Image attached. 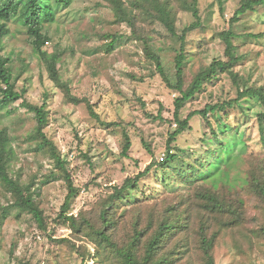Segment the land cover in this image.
Instances as JSON below:
<instances>
[{
    "label": "rangeland",
    "instance_id": "obj_1",
    "mask_svg": "<svg viewBox=\"0 0 264 264\" xmlns=\"http://www.w3.org/2000/svg\"><path fill=\"white\" fill-rule=\"evenodd\" d=\"M40 3L52 10V19L42 23L47 37L42 50L59 56L60 83L81 102H71L49 78L27 29L18 16L11 19L0 55L8 60L13 89L23 99L0 108V140L7 149V175L32 197L42 225L17 206L0 179V264H114L112 252L90 234L91 228H104L103 210L110 214L109 234L119 247L140 234L146 242L161 225H174L170 232L175 234L163 239L156 256L167 264H204L202 237L213 242L215 264H264L259 193L264 188V5L231 22L241 0L197 1L199 26L186 36L183 90L213 61L227 62L222 33L234 35L238 59L203 84L179 119L208 106L233 104L193 116L190 128L171 145L173 161L165 163L167 141L178 127L174 100L180 94L166 87L151 54L175 85L178 37L196 21L192 0ZM159 7L169 11L177 36L160 23ZM247 90L263 98H238ZM23 102L44 106L42 132L63 169L37 138L34 115ZM125 137L131 143L127 156L122 154ZM224 150V162L218 161ZM147 169L135 188L110 206L115 189ZM66 177L75 194L63 212Z\"/></svg>",
    "mask_w": 264,
    "mask_h": 264
},
{
    "label": "trees",
    "instance_id": "obj_2",
    "mask_svg": "<svg viewBox=\"0 0 264 264\" xmlns=\"http://www.w3.org/2000/svg\"><path fill=\"white\" fill-rule=\"evenodd\" d=\"M43 1V0H41ZM71 0H55V3L58 5L67 6ZM198 0H192L194 13L193 16L195 18V22L182 30L181 34L179 35L178 39L180 41V48L179 52L175 57V85H171L166 73L162 67L160 59L154 53L151 54V59L156 66L157 72L159 73L160 77L162 78L163 82L165 83L166 87L170 90H176L180 96L174 100V120L177 124V129L170 135L167 141V156L165 159V163H169L173 161L174 156L170 154L171 152V145L175 142L176 138L183 134L187 129H189V121L193 116L201 115L206 116L208 112H214L216 110L224 111L226 107H230L233 104V101H229L223 104H216L213 106L206 107L203 111H195L190 113L186 119L180 120L179 113L184 108L185 104L195 95L197 94L203 87V84L212 78L215 73L220 71L229 70V68L237 61V57H235V47L232 44V38L234 35L230 32L222 33L221 40L225 44V54L228 57L227 62L223 61H213L209 68L205 71H201L197 73L187 90H183V64L185 60L184 56V46L186 41V36L189 32L197 28L199 25V17L198 12L196 9ZM221 1V0H219ZM264 5V0H241L239 8L234 12V15L231 19V22H236L240 16L245 15L247 12L253 11L255 6ZM120 12V10H119ZM158 19L160 23L164 26L166 31L172 36H177L175 27L173 22L170 18V13L166 10L165 7H159L157 9ZM18 16L19 21L21 24L27 29V33L31 39V45L33 46L34 50L39 54L40 59L44 62L47 72L49 74V78L65 92V95L69 98L71 102L77 104L81 102L80 100L70 97L69 95V88L65 84H61L56 64L59 60V56L56 54H48L42 50V47L47 40V37L42 34V23L44 21H48L52 19V10L49 7H43L40 0H0V51L2 49V40L3 38L8 35L9 30L7 27V23L10 22L11 19ZM8 60L3 58L0 55V84L2 88H0V108L6 106L12 102H17L22 100V94L14 91L13 85L11 83V75L6 67ZM255 95L260 99L263 98V95L256 90H247L242 93H238V98H245L248 95ZM86 102V101H84ZM89 112L93 114L91 105L86 102ZM22 106L30 113L34 115L36 121V136L40 139V141L48 147L51 152L54 160L57 162L60 168H64L62 161L59 155L55 152V148L52 146L50 141L45 137L44 133L42 132L45 125H46V111L44 110V106H34L29 103L23 102ZM264 119V114L262 115ZM131 148V143L128 137H125V145L123 148V156H127L129 149ZM227 156V152L224 150L222 151V157L218 159V161H223L224 158ZM7 149L3 141L0 140V179L4 185L9 189L10 192L16 197L17 206L24 211L28 212L32 218L38 223L39 226L42 225V214L40 210L35 205L31 196H24L22 189L12 180L9 178L6 172L7 166ZM224 162V161H223ZM214 165H211V168H214ZM148 169L145 170L143 173H140L134 181H130L129 179L125 181L124 185L119 188L115 189L112 197L110 206L113 205V202H117L122 199L124 193L128 189L135 188L136 182L146 174H148ZM67 179V187H68V194L65 198V202L62 206L63 212L66 211L67 207L69 206V202L71 198L75 194L74 187L69 177ZM259 193L264 198V188L259 189ZM208 202L212 201V197L208 198ZM109 213L107 210H103L100 214V218L102 219L103 224L105 225L103 229L99 228H91L90 234L94 239V242H97L101 249H109L113 254V263L114 264H167L164 258L158 260L156 256L158 255L159 250L161 249V243L163 239H166L168 235L173 232L170 230H175L174 225H166L163 224L160 227L159 233L155 234L146 242L142 241L143 234L136 236L130 243L127 245L119 247L112 238V234H109L111 221H109ZM190 217L187 216V220ZM72 225L73 219H67ZM90 227V225L88 224ZM75 231L80 232V227L75 222ZM264 233V230H263ZM212 245L213 242L210 239H206V237H202L201 239V250L204 256V264H215L214 259L212 257ZM143 250L142 254L141 251ZM161 258V257H160Z\"/></svg>",
    "mask_w": 264,
    "mask_h": 264
}]
</instances>
